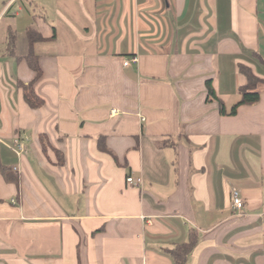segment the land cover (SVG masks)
Segmentation results:
<instances>
[{"label":"crops","instance_id":"obj_1","mask_svg":"<svg viewBox=\"0 0 264 264\" xmlns=\"http://www.w3.org/2000/svg\"><path fill=\"white\" fill-rule=\"evenodd\" d=\"M0 164V264H264V0H0Z\"/></svg>","mask_w":264,"mask_h":264},{"label":"trees","instance_id":"obj_2","mask_svg":"<svg viewBox=\"0 0 264 264\" xmlns=\"http://www.w3.org/2000/svg\"><path fill=\"white\" fill-rule=\"evenodd\" d=\"M27 37L29 39V44H30V53L26 57V60L29 67L36 72L37 76L35 80L30 84L20 83L19 86L24 91V99L26 103L32 109H40L42 106H44L45 101L36 93L34 89L36 81L40 79L42 75L41 68L38 63L39 57L34 51V46L37 43L45 41V39L34 28H29L27 30ZM15 39L16 37L13 34L9 36V46H13L15 44ZM240 71L246 77L247 82L241 89L240 101L236 105H234L230 111L227 110L224 103L218 98L211 83H208V96L210 99L212 98L219 102L220 113L223 116H234L238 113L240 107L255 105L259 103L261 100V94L257 90V87L261 82L260 78H258L251 70V68L247 66H243V65L240 66ZM41 143L44 152H47L48 144L44 136L41 138ZM99 148L104 152H109L108 148L105 145L104 138H101L99 140ZM56 153L57 155H60L58 151H56ZM58 164L63 165L64 159L60 157ZM0 172L4 175L5 179L8 182L19 184V177L14 176L9 168L4 167L0 164ZM195 246H196V239L194 236H192L188 242L176 246L175 249L171 250L169 253L174 258L175 264H185L186 259L193 252Z\"/></svg>","mask_w":264,"mask_h":264},{"label":"built area","instance_id":"obj_3","mask_svg":"<svg viewBox=\"0 0 264 264\" xmlns=\"http://www.w3.org/2000/svg\"><path fill=\"white\" fill-rule=\"evenodd\" d=\"M137 62L136 58L126 60L124 62L125 66H130L132 63ZM11 147L14 149V151L21 156L25 150H26V145H25V140L21 139L20 137L13 138ZM127 183L129 186L133 187H140L143 184V180L141 178L135 179L133 177H128L127 178ZM233 202L236 210L240 211L243 208V201L238 193L237 190H233Z\"/></svg>","mask_w":264,"mask_h":264}]
</instances>
